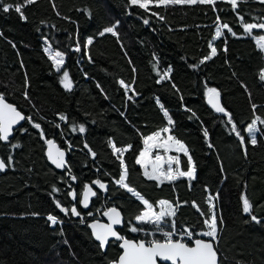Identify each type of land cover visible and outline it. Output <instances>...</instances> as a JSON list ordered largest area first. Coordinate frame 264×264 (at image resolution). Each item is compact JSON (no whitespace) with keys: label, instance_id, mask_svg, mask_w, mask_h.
Segmentation results:
<instances>
[{"label":"trees","instance_id":"obj_1","mask_svg":"<svg viewBox=\"0 0 264 264\" xmlns=\"http://www.w3.org/2000/svg\"><path fill=\"white\" fill-rule=\"evenodd\" d=\"M3 3L23 4L24 0ZM214 7L149 5L146 11L130 0H36L22 8L26 20L14 10H0V94L66 151L71 170L70 174L68 169L58 172L48 164L45 140L27 120L21 124L27 131L14 130L10 138L20 147L0 142V158L13 157L0 174V264H108L119 254L117 243L109 241L101 251L86 223L91 219L87 213L97 208L101 213L111 205L123 216L118 232L129 239L146 240L140 232L129 230L143 206L112 182L122 168L109 141L117 147L132 145L123 154L127 182L150 203L155 206L161 199L181 202L175 217L180 228L205 230V217L191 204L195 201L201 211L210 214L207 197L219 193L213 203L223 219L216 245L222 264H264V124L257 122L260 131L255 146L247 143L244 131L257 115L264 118V81L259 79L264 55L253 38L264 33L255 29L251 36L245 33L237 16L239 12L246 22L260 23L264 4L238 0V8L232 10L226 0H217ZM224 23L237 35L222 28L215 39V27ZM112 25H116L117 36L100 35ZM89 38L93 43L85 50ZM77 42L82 46L80 52L74 50ZM43 43L65 54L60 72L44 54ZM210 43L217 55L201 64L210 55ZM169 68L170 80L157 83L158 73ZM65 70L72 81L71 91L60 82ZM120 80L132 84L139 95L129 101ZM208 87L220 92L221 105L245 136L247 156L227 117L213 113L205 104ZM164 110L173 125L167 124ZM60 114L67 121H58ZM81 124L84 133L79 132ZM166 126L188 148L196 165L195 180L180 177L158 186L137 165L142 139ZM85 144L96 153L95 159ZM178 156L180 168L186 171L187 157ZM97 179L107 185V191L92 185ZM86 184L95 188L97 196L85 210L77 204L84 215L81 222L70 211L68 215L61 212L56 201L70 209L76 201L68 192L74 189L79 198ZM54 187L59 191L53 192ZM244 197L253 205V214L261 218L259 224L243 213ZM49 214L61 223L50 224Z\"/></svg>","mask_w":264,"mask_h":264},{"label":"snow or ice","instance_id":"obj_2","mask_svg":"<svg viewBox=\"0 0 264 264\" xmlns=\"http://www.w3.org/2000/svg\"><path fill=\"white\" fill-rule=\"evenodd\" d=\"M36 0H24L23 4L17 3L15 5L12 4H4L3 0H0V10L7 13L10 10H14L16 13L21 15V18L26 20L27 17L24 16L22 8L26 5H30L35 3ZM217 0H130V4L134 6H139L146 11H150L149 5H154L156 7L160 6H168V5H212L215 6ZM227 3L231 5L232 10H236L238 8V0H226ZM260 3L264 4V0H259ZM215 10V7H214ZM152 15L157 16L159 19H163L159 13L152 12ZM237 16L243 24V30L245 33H248L250 36L252 35L253 29H264V19L260 23H248L244 20L243 15L237 12ZM219 17L217 20L219 21ZM149 21L147 19L144 20V24H148ZM223 29H227L229 33L232 35H237L231 29V27L224 23L222 25ZM116 25L108 26L100 32V35L103 36L105 33H111L113 36H117L118 33L115 30ZM222 34V29L217 27L215 32V36L219 38ZM2 35V34H0ZM257 40L258 45L261 49H264V35H260L258 37H253ZM93 43L91 38L87 39L86 43L83 45V48L86 50L89 45ZM15 47V45H13ZM211 49V53L208 56H205L201 59L200 63L203 64L207 60H210L212 57L217 55V48L213 46V44H209ZM81 44L77 42L75 47L76 52L81 51ZM227 50L226 48L224 49ZM45 53L48 54V58L52 61L53 65L57 72L61 71V68L64 64V53L59 50H53L51 47H46L44 49ZM89 62L91 61V57L89 56ZM23 67V65H21ZM135 72V69L133 68ZM170 72L171 68L165 71L163 74L158 73L160 78L157 80V83H161L164 80H170ZM27 79V78H26ZM259 79L264 81V71H261L259 74ZM62 86L71 91L72 89V81L69 78L68 71H63L61 78ZM135 83L133 79L132 84ZM119 84L125 90V96L129 101L133 100V97L138 96L139 94L135 91V88L132 84L125 83L124 80H120ZM174 88L176 85L173 83ZM97 87L100 88V85L97 84ZM103 91V89H101ZM131 93V95H129ZM25 99H29L27 91L23 93ZM207 96L208 103L215 109L217 113H223L225 117H227V123L231 125V131L236 135V137L240 141V145L243 148L244 155L247 156V143L255 146L257 144V135L256 133L260 131L257 128V122L260 124H264V118H261L259 115L252 120V122L247 126L244 131L248 133V141L246 143L245 136L242 135V131L237 127L236 123L233 121L231 114L223 107L220 103V92L214 87L207 88ZM157 103L160 101L157 98ZM163 108V105H161ZM253 111L255 112L256 105L253 104ZM164 115L168 117L167 124L169 126L174 124L172 118L168 115L167 110H164ZM59 119L62 121H67V117L63 114L59 115ZM27 120L33 128L37 129L40 133L41 139H44L47 143L48 151L47 157L51 161L52 164L55 165L58 169L65 168V152L58 148L55 143L47 139L44 133L43 128L39 123L34 121L32 117L25 116L17 108L9 103L5 102V97L3 94H0V141L8 142L10 148H18L19 144H12L10 142V137H13L14 126L20 125L21 121ZM57 128L60 126L57 124ZM21 132H26L27 129L23 128L21 125L19 129ZM75 130V129H74ZM79 132L84 133L85 127L83 124L79 126ZM166 134V135H162ZM207 130L204 131V136L208 137ZM150 142H152L150 144ZM110 146L112 148L113 154L117 156V159L120 160V166L122 168V172L119 175V178H113V183L116 184L119 188L126 190V192L130 193L133 197L140 201V203L144 206L143 210L138 212V214L134 217L136 221V225L141 226H130L129 230L133 233H143L145 235H155L156 232L162 234L163 239H151V240H130L122 236L117 230L114 229V225H121L124 223L121 212L118 211L115 207H111L107 209L103 215L108 218L107 223H101L100 221H94L93 223L88 224V227L92 229V234L94 238L99 242V247L101 249H105L109 243L110 238H114L117 241H121L119 247L123 250L119 255L116 261H113L112 264H222L220 257L218 255V250L216 245L219 242L218 232L220 230L219 225L223 224L222 217H219L216 210V205L213 203L214 200H217L219 197V193L215 195L209 194L207 199L209 203V212L210 214H205L195 201L192 202L191 206L196 208V211L200 213L201 216H204L203 225L206 230H196L189 226V228H180L177 226L175 217L177 215V209L181 206V202L177 201L175 203L170 202L167 199H161L158 201L159 210L157 211L153 205L150 203L141 193H139L134 187L130 186L128 181V168L123 159V154L132 148V145H127L125 147H117L114 142L109 141ZM143 143L146 146L145 150L139 152V156L136 159V163L141 165L144 168L143 175L148 180H155L159 184H162L165 180L169 183L177 180L180 177L187 178L188 181L195 180L196 177V165L193 161L192 156L189 153L186 145L176 139L171 134V128L166 126L159 131H156L154 134L149 135L143 138ZM71 147V145L69 146ZM85 148H88L89 152L92 155V158L95 159L96 153L89 148L87 144L84 145ZM148 147L151 148H160L163 149L164 152H169L175 150L176 152H182L185 157H187L188 168L187 170H182L180 168V157L179 156H168L165 160V157L157 154L155 156V161L151 170L148 169V165L145 162V157L149 155ZM209 148H212L213 145L211 143L208 144ZM163 161L167 163L168 167L165 170L162 163H158ZM13 157L9 155L7 157V161L3 158H0V172H4L7 168L12 164ZM175 164L176 168L174 169L172 165ZM70 168L68 172L70 174ZM71 179L75 181L77 178L75 176H71ZM92 184L97 185L99 189L107 191V185L101 180L97 179L92 181ZM71 189L72 186L69 185ZM85 190L83 192V198H78V193L73 189L68 192V195L72 197L76 203H74L71 208L64 206L61 204L59 200L56 201L57 208L60 209L65 215L69 214V211L72 216L80 217L81 222H84V215L80 211L77 210V204L81 205L83 208L87 209L89 207V197L97 196V192L93 190V188L89 185L84 186ZM53 192H58L59 189L53 188ZM207 191V189H206ZM182 203H188L187 201ZM243 213L247 214L251 221L259 224L261 222V218L257 215L253 214V205L247 199V197L243 198ZM89 216L92 215L91 212L88 213ZM47 220L51 222L52 225H57L61 223V221L54 215L49 214L47 216ZM142 225H151L154 229V232L148 231L146 228L142 227ZM167 229V230H165ZM207 238V239H205ZM191 245L190 246V243Z\"/></svg>","mask_w":264,"mask_h":264},{"label":"rangeland","instance_id":"obj_3","mask_svg":"<svg viewBox=\"0 0 264 264\" xmlns=\"http://www.w3.org/2000/svg\"><path fill=\"white\" fill-rule=\"evenodd\" d=\"M259 1V0H258ZM217 27H220V26H216L215 27V29H214V38L216 39L217 37L215 36V32H216V30H217ZM221 29H222V27H220ZM255 30H259V31H261L262 33H264V29H255ZM214 39V40H215ZM255 43H256V46L262 51V53H263V55H264V49H261L260 48V46L258 45V42H257V40L255 39ZM46 47H49L46 43H43L42 44V50H43V52H44V54L46 55V57L48 58V54H46L45 53V51H44V49L46 48ZM211 53V52H210ZM49 59V58H48ZM49 61L52 63V61L49 59ZM52 65H53V63H52ZM53 67L55 68V66L53 65ZM168 120V119H167ZM58 121H60V119H59V116H58ZM248 134V133H247ZM162 135H166V134H162ZM145 138V137H144ZM152 142H150V144H151ZM145 148H146V146L144 145V143H143V140H142V150H145ZM141 150V151H142ZM148 153H149V155L147 156V157H145V162L147 163V165H148V169L149 170H151V168H152V166H153V164L154 163H157L156 161H155V156L157 155V154H160V155H162V156H164L165 157V160L167 159V157L168 156H178V155H180V154H183L182 152H180V153H178V152H176L175 150H172V151H169V152H164V150L163 149H160V148H151V147H148ZM139 156V155H138ZM137 156V157H138ZM137 159V158H136ZM158 163H162L163 164V167H164V169L166 170L167 169V167H168V165H167V163H164L163 161H161V162H158ZM138 165V164H137ZM139 167H140V169H141V172H142V174H143V172H144V168L143 167H141V165H138ZM172 167L175 169L176 168V165L175 164H173L172 165ZM121 172H122V170L120 171V174H121ZM144 176V175H143ZM145 177V176H144ZM153 181H155V180H153ZM155 182H157V181H155ZM164 182H167L166 180L164 181ZM158 183V182H157ZM95 188H97V189H99L98 188V186L97 185H94V184H92ZM115 186H117L116 184H115ZM118 187V186H117ZM99 190H101V189H99ZM124 192H126V190H124V189H122ZM130 197H132L133 199H136L135 197H133L130 193H128V192H126ZM137 200V199H136ZM138 202H140L139 200H137ZM242 201V203H243V199L241 200ZM143 206V205H142ZM144 207V206H143ZM155 207V209L158 211L159 210V205L157 204V205H155L154 206ZM158 208V209H157ZM143 210V209H142ZM92 213V215L91 216H89L88 215V213H87V217H89V218H98V219H100L101 218V213H99V208H97L95 211H93V212H91ZM133 222H134V224L136 225V221L134 220V218H133ZM51 223V222H50ZM136 226H141V225H136ZM142 227H144V228H146L148 231H150V232H154V229H153V227L151 226V225H142ZM165 230H167V229H165ZM205 230H206V228H205ZM141 235H143L146 239H148V238H153V239H159L161 236H162V234L161 233H159V232H156L155 233V235H145V234H143V233H141Z\"/></svg>","mask_w":264,"mask_h":264},{"label":"water","instance_id":"obj_4","mask_svg":"<svg viewBox=\"0 0 264 264\" xmlns=\"http://www.w3.org/2000/svg\"><path fill=\"white\" fill-rule=\"evenodd\" d=\"M204 100H205V104L207 105V107L213 112V113H215V114H222V113H217L216 111H215V109L211 106V104H209L208 103V96H207V94L205 95V98H204ZM6 102V101H5ZM7 103V102H6ZM23 123V121H21L20 122V125ZM20 125H16V126H14V130H16ZM11 138V137H10ZM1 143H5V142H3V141H0ZM55 145L58 147V145L55 143ZM48 145H47V143L45 142V157H46V161L48 162V164L55 170V171H58V172H60V171H62V170H64V169H66L68 166H67V162H66V165H65V168H63V169H58V168H56L55 167V165L54 164H52L51 163V161L48 159V157H47V151H48ZM59 148V147H58ZM61 149V148H60ZM61 150H63V149H61ZM64 151V150H63ZM65 152V161L67 160L66 159V151H64ZM2 172H0V174H1ZM87 185H89V184H87ZM90 186V185H89ZM92 187V186H91ZM84 190H85V188L83 187L82 188V190H81V192H80V196H79V199H82L83 198V192H84ZM92 198V196H90L89 197V202H90V199ZM80 207L81 208H83L81 205H80ZM111 207H115V206H113V205H111V206H109L108 208H106L104 211H102L101 212V218L100 219H98V218H92V219H90L87 223H86V227H87V229H88V231H89V233H90V236H91V238L93 239V241L94 242H96L97 244H98V246H99V242L94 238V236H93V234H92V229L91 228H89L88 227V224H90V223H93L94 221H100L101 223H107L108 222V218L107 217H105L104 215H103V213L107 210V209H109V208H111ZM118 211H120L117 207H115ZM83 209H85V208H83ZM122 215V214H121ZM123 217V216H122ZM122 225V224H121ZM121 225H114L113 227H114V229L115 230H117L118 231V229L121 227ZM123 236V235H122ZM126 238V237H125ZM127 239H129V238H127ZM205 239H207V238H205ZM130 240H133V239H130ZM137 240H142V239H137ZM137 240H134V241H137ZM109 241H114V242H116L117 243V246H118V249H119V254L117 255V257H116V259L115 260H111L108 264H112V262L113 261H116L117 259H118V257H119V255L122 253V249L119 247V244L121 243V241H117V240H115L114 238H110V240ZM190 246H192L191 244H190ZM100 248V247H99ZM100 250L101 251H104L105 249H101L100 248Z\"/></svg>","mask_w":264,"mask_h":264},{"label":"built area","instance_id":"obj_5","mask_svg":"<svg viewBox=\"0 0 264 264\" xmlns=\"http://www.w3.org/2000/svg\"><path fill=\"white\" fill-rule=\"evenodd\" d=\"M254 43H255V42H254ZM60 121H62V120H60ZM50 224H51V223H50ZM151 239H153V238L150 237V238H148V239H146V240H151ZM159 239L162 240V239H163V236H161Z\"/></svg>","mask_w":264,"mask_h":264},{"label":"flooded vegetation","instance_id":"obj_6","mask_svg":"<svg viewBox=\"0 0 264 264\" xmlns=\"http://www.w3.org/2000/svg\"><path fill=\"white\" fill-rule=\"evenodd\" d=\"M68 169V167L66 168V169H64V170H67ZM93 188V187H92ZM93 190L95 191V188H93ZM72 201L74 202V200L72 199ZM80 206V205H79ZM81 208V207H80ZM81 209H83V208H81ZM85 210V209H84ZM105 210V209H104ZM92 219V218H91Z\"/></svg>","mask_w":264,"mask_h":264},{"label":"crops","instance_id":"obj_7","mask_svg":"<svg viewBox=\"0 0 264 264\" xmlns=\"http://www.w3.org/2000/svg\"><path fill=\"white\" fill-rule=\"evenodd\" d=\"M143 140V139H142Z\"/></svg>","mask_w":264,"mask_h":264}]
</instances>
